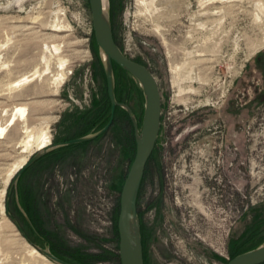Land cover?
<instances>
[{
    "label": "rangeland",
    "instance_id": "rangeland-1",
    "mask_svg": "<svg viewBox=\"0 0 264 264\" xmlns=\"http://www.w3.org/2000/svg\"><path fill=\"white\" fill-rule=\"evenodd\" d=\"M107 1L116 44L161 91L160 132L138 201L144 264H227L264 244V0ZM106 91L89 0H0V264H42L23 239L70 264H119L132 125L120 117L92 141L56 147L97 133ZM239 91L248 105L226 113ZM20 106L27 121L8 126ZM43 118H57L50 151L7 185L9 166L28 155L26 128ZM223 138L232 142L231 201L211 194L203 203L204 189H214L193 177L212 170ZM182 183L193 185L187 201L176 193Z\"/></svg>",
    "mask_w": 264,
    "mask_h": 264
},
{
    "label": "water",
    "instance_id": "water-1",
    "mask_svg": "<svg viewBox=\"0 0 264 264\" xmlns=\"http://www.w3.org/2000/svg\"><path fill=\"white\" fill-rule=\"evenodd\" d=\"M92 13L93 30L96 43L103 59V66L107 78L108 92L112 102V112L118 105L115 99V80L113 62L134 76L140 83L145 96V113L142 126L139 129L137 119L132 116L136 130V156L125 180L121 197L120 213L118 217L119 254L121 264H144L143 241L141 232V220L138 210L139 194L144 179L147 164L155 150L156 142L161 127L162 102L161 91L156 77L145 66L128 58L118 47L114 40L110 7L104 6V0H89ZM130 114L131 109L121 105ZM111 122L101 131L85 137H81L66 143L58 144L63 147L71 144H79L92 141L102 136L110 127ZM50 149L38 152L25 167H29ZM17 179V178H16ZM14 180V183L16 182ZM15 221V220H14ZM32 244V243H31ZM47 259L55 264H70L56 256L49 249H42L34 244ZM264 244L242 253L227 264H263Z\"/></svg>",
    "mask_w": 264,
    "mask_h": 264
},
{
    "label": "flooded vegetation",
    "instance_id": "flooded-vegetation-1",
    "mask_svg": "<svg viewBox=\"0 0 264 264\" xmlns=\"http://www.w3.org/2000/svg\"><path fill=\"white\" fill-rule=\"evenodd\" d=\"M134 61L139 63V64H142L138 60H134ZM113 68H114V80H115L114 93H115V99H116L118 105L115 107V110L113 113L112 112V102H111V99L109 96L108 85H107V91H106L105 95L103 96V99L101 100L102 103H101V107L99 110L101 121L106 123L102 129H104L110 122H111V126L109 127V129L112 128L114 126V124L117 122L118 118L121 117L124 120H126L128 122V124L132 125L133 136H134L133 139L136 141V138H135L136 130H135V127H134V124L132 121V116H134L137 119L139 129H140L142 126L143 118H144L145 104H146L144 92H143V89H142L140 83L138 82V80L134 76H132L130 73H128L127 71L122 69L119 65H117L114 62H113ZM103 69H104V66H103ZM104 73H105V70H104ZM105 77H106V74H105ZM135 83L137 84L138 87L135 86ZM106 84H107V78H106ZM233 85H234V82H232L230 89H232ZM230 89H229V91H230ZM243 90H246L245 87ZM135 91H137V93ZM136 94L139 97L136 96ZM136 97L140 99L138 101V106L136 104ZM245 97H246V94H244V92H242V91H239L238 94H236V96H234V98L232 95L231 98L229 99L228 103H227L226 113L232 114L233 108H236L235 110H239L240 108L246 107L248 105V101L243 102V99ZM121 105L128 106L131 109L132 113L130 114ZM138 108H139V112L137 111ZM221 126L222 125L214 127V129L217 130L216 133L222 132V130L220 129ZM235 128H237V127L235 126ZM238 129L243 130L242 126L238 127ZM218 146L221 148V150H222V148H225V150H224V153H222L221 150L218 152L220 154V156L215 155L217 152L214 153V156H213L214 163L212 164L213 165L212 170L208 171L204 176H200V175L196 174L193 177L194 181L192 184H194L195 178L197 176L199 180L201 179L203 181V183H206L207 185H209V187H212V189H214L213 192L208 191L207 188L204 189V192H203L204 194L202 197L204 199H202V200H203V203L206 202L207 204L209 203V197L211 194L214 195L213 198H216V196L219 195L221 201H224V203H227V201L230 202L231 197H232V171H231V167L233 165V163L231 161L232 142L227 141V139L223 138L222 142L220 144H216L214 148L218 149ZM244 147H245V149H247L246 144H244ZM229 151H230V153H229ZM244 165H246V162H244ZM149 170H150V168H148V170L146 168L145 174H146V172L149 173ZM208 174H209V176H208ZM166 175L168 176V174H166ZM187 176H189V175H187ZM217 184L220 185V188H218V191L220 194H217V192H216V187H217L216 185ZM181 186H182L181 191L176 192L178 195V199H182L183 201H185V200L187 201V198L189 196H191L192 194H194V193H192V189H193L192 186L193 185H189V184L185 185L184 183H182ZM199 188H200V186L198 187L197 191H199ZM186 189H189L188 194L185 193ZM168 197L171 198V195L169 193H168ZM214 201H216V199H214ZM189 206H191V205L189 204ZM208 209H210V208H208ZM212 209H213V207H212Z\"/></svg>",
    "mask_w": 264,
    "mask_h": 264
},
{
    "label": "bare ground",
    "instance_id": "bare-ground-1",
    "mask_svg": "<svg viewBox=\"0 0 264 264\" xmlns=\"http://www.w3.org/2000/svg\"><path fill=\"white\" fill-rule=\"evenodd\" d=\"M104 6H105V8L107 7V1L106 0H104ZM156 28H157V33H159L160 27L157 26ZM55 32H58V31H55ZM53 48H54L55 52L59 51L57 46H54ZM44 60H46V59L44 58ZM60 65L62 67V70H64L66 62L62 61L60 63ZM38 75H41L39 73V71H35L30 76L14 82L12 84V86L14 88L20 87L24 83L36 78ZM64 83L65 82H64L63 75L60 78L56 79L57 88L62 87ZM181 92L183 93V90ZM185 100H186V98H184L183 94H181L180 95V101L185 102ZM51 119L53 121H55V119H57V118H43L42 119L43 122L39 126L32 127L31 129L26 128L25 133H26L27 138L29 140H28V145L26 147V150H28V153H25V154H28V155L23 156L22 159L15 162L13 165L9 166L11 169H8L9 173L7 174V181H6L7 185L10 183L11 180H12V183H14V180L16 179V177L18 176L20 171L25 168V166L29 163L30 159L34 156L35 153L43 151V150H45L51 146V144H52V135H51V131H50ZM20 120H22L24 122L27 121V109L24 106L17 107L16 113L11 114L9 120L7 121V124H8V126H13L17 123V121H20ZM43 123H45V126ZM5 130H6V128L0 127V135H2L5 132ZM3 195H4V193H3ZM7 214H8V212H7ZM4 215H5V209L0 204V216H4ZM23 244L26 247V250L28 251V254L30 257H33L34 259L41 261L42 264H54L49 259H47L37 248H35L29 241L27 242L26 240L23 239ZM0 252H1V248H0Z\"/></svg>",
    "mask_w": 264,
    "mask_h": 264
},
{
    "label": "trees",
    "instance_id": "trees-1",
    "mask_svg": "<svg viewBox=\"0 0 264 264\" xmlns=\"http://www.w3.org/2000/svg\"><path fill=\"white\" fill-rule=\"evenodd\" d=\"M94 43L96 44V49H97L98 52H99V47H98V45H97V43H96L95 36H94ZM99 118H100L99 116L96 117V122H95V123H96V127H98V128H97V132L100 131V130L105 126V124H106V123L102 122ZM97 119H98V120H97ZM85 135H88V133H87V134H84V135H81V137H82V136H85ZM133 140H134V139H133ZM135 142H136V141L134 140V141H133L134 146H135V144H136ZM139 195H140V194H139ZM139 216H140V214H139ZM140 218H141V217H140ZM141 227H142V224H141ZM142 239H143V237H142ZM251 249H253V248H251ZM251 249H249V250H251ZM50 251H51V253H52L54 256H56L57 258L63 260V257H62L61 255H59L57 252H55V251L52 250V249H50ZM246 251H248V250H246ZM246 251H241V252L238 253L237 255L232 256L230 260H232V259L235 258L236 256H238V255H240V254H242V253H244V252H246ZM118 262H119V264H121V263H120V256H119V253H118Z\"/></svg>",
    "mask_w": 264,
    "mask_h": 264
}]
</instances>
